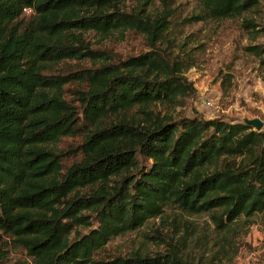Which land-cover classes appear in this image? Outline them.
I'll return each mask as SVG.
<instances>
[{
  "label": "trees",
  "instance_id": "trees-1",
  "mask_svg": "<svg viewBox=\"0 0 264 264\" xmlns=\"http://www.w3.org/2000/svg\"><path fill=\"white\" fill-rule=\"evenodd\" d=\"M195 1L200 21L240 17L264 2ZM158 21L112 0H0V239L31 264H191L169 242L165 254L96 256L170 206L210 214L217 232L242 217L264 218V131L161 115L153 107L185 96V78L156 53L110 63L81 35L129 31L155 41L165 27ZM83 59L92 67L50 73ZM75 83L72 105L63 91ZM79 135V157L65 169L52 146Z\"/></svg>",
  "mask_w": 264,
  "mask_h": 264
},
{
  "label": "rangeland",
  "instance_id": "rangeland-1",
  "mask_svg": "<svg viewBox=\"0 0 264 264\" xmlns=\"http://www.w3.org/2000/svg\"><path fill=\"white\" fill-rule=\"evenodd\" d=\"M112 3L127 14L140 13L143 19L153 22L165 20L163 36L155 41L129 31L108 35L81 32L84 44L104 52L110 63L156 53L175 68V74L185 78L189 85L185 96L175 104L153 109L174 120L202 117L242 122L257 118L264 131V2L240 17L203 21L196 18L200 8L195 0H112ZM113 11L111 8L109 13ZM248 21L255 26H246ZM248 47H258L263 54L254 55ZM92 65L85 59L64 61L50 73L65 75L69 68L75 71ZM78 88L81 86L77 83L64 87V97L72 105H77V94L73 91ZM81 142L79 135L62 138L52 146L61 154L63 168L77 160L76 147ZM143 163L139 158L138 165ZM78 231L84 234L88 230L78 228ZM2 239L0 264L32 263L23 249L7 237ZM167 242L191 264H264V218L242 217L227 230L217 232L210 214H189L170 206L142 227L112 239L96 258L110 262L118 257L130 259L135 254H165Z\"/></svg>",
  "mask_w": 264,
  "mask_h": 264
},
{
  "label": "water",
  "instance_id": "water-1",
  "mask_svg": "<svg viewBox=\"0 0 264 264\" xmlns=\"http://www.w3.org/2000/svg\"><path fill=\"white\" fill-rule=\"evenodd\" d=\"M244 122L246 124L251 125L255 131H260L262 126H263V123L257 118H255V119H244Z\"/></svg>",
  "mask_w": 264,
  "mask_h": 264
}]
</instances>
